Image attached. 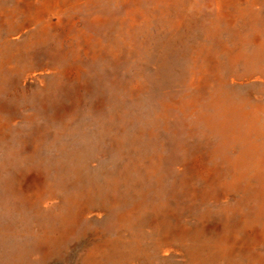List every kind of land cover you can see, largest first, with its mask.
Here are the masks:
<instances>
[{
    "label": "rangeland",
    "instance_id": "374dc122",
    "mask_svg": "<svg viewBox=\"0 0 264 264\" xmlns=\"http://www.w3.org/2000/svg\"><path fill=\"white\" fill-rule=\"evenodd\" d=\"M46 5L0 0V198L25 214L27 263L264 264V130L236 168L213 118L220 91L230 118L264 113V0Z\"/></svg>",
    "mask_w": 264,
    "mask_h": 264
},
{
    "label": "bare ground",
    "instance_id": "6f19581e",
    "mask_svg": "<svg viewBox=\"0 0 264 264\" xmlns=\"http://www.w3.org/2000/svg\"><path fill=\"white\" fill-rule=\"evenodd\" d=\"M104 1H106V0H104ZM44 2H46L47 5L48 4H52V5H57L58 6L60 0H44ZM57 6H55V7L58 8ZM65 10H67V9H65ZM14 18H16V17H14ZM31 26H33V25H31ZM260 47L261 46H259V48ZM168 52H169V54H168ZM175 53H176V43H171V42H168V41H163V42H161V43H159V44H157L155 46V48L153 50V53L151 54V57L153 56L156 59L157 64H158V67L156 68V71L154 72V78L155 79H157V80L162 79L166 73H170V64H169L168 59H169V56L171 54L174 56ZM154 54H155V56H154ZM255 54H259V52H256ZM255 54L254 53L252 54V57L253 58H256ZM219 94H220V98L219 99L217 98V95H216V97H214V104H215L214 105V110H216L215 111L216 114H215V117L213 116V118L215 120V123L216 122H219L220 124H222V130H224V132H223L224 135L223 136L225 137V143H226V145L227 144L230 145L233 141L240 144L241 152H239V154H237V155L234 156V158H236V159H235V161L233 160V162H232L236 168H239V166H241V161H242L239 158V156H241L242 154L243 155L241 157L246 158L244 160V162H246V164H248V159H250V157L253 160H255V159H257V158H259L261 156L262 149L259 148V147H257L256 145H254L251 142L253 140V138H254V137H251V135H253L255 133H257V134L262 133V130H264V117L262 118V116H264V113L261 112L262 113V116H261V114L257 113L256 116L253 117V119L250 120V118L247 117V115L245 113H243L240 108H237V110H236V113L237 114H234L235 116H232L230 118L229 117L230 114H229V111H228V108H229L228 106L230 105V103L232 101L235 100V96H234L233 93H231V91H228V92L226 91L224 93H222L220 91ZM235 101L237 102V100H235ZM237 103H240V102H237ZM246 108H247V106H246ZM263 112H264V110H263ZM203 115H205V113ZM254 122L255 123H258L259 126L261 125L262 128L260 129L259 126L257 128H255V125L253 124ZM250 123L253 124V127L254 128L253 127L252 128H253V130L255 132L252 131V128L251 127L248 130L244 131V129L246 127L245 125L250 126ZM243 147H244V149H243ZM245 153L249 156V158H247V156L245 155ZM237 157H238L239 160L237 159ZM239 174H240V177H241V176L245 175V172L241 171V173L236 174V176H235L234 179H237V177H238ZM32 179L34 180V183H35V181H38L37 178L35 179V176H32ZM2 195L5 196L6 200L8 201V199H9V192H7L6 194H2ZM2 199H3V197L0 198V227L3 226L4 228H10L11 231H14L13 232L14 236L11 237V238H8V241L6 243V245L8 246V251L7 252L0 251V264H28L27 261L25 260V257L30 253V250L32 249V244L30 243V240L28 238L23 237V236H26V235H24L23 234L24 231L20 229L21 224H22V218H23V216L25 214H23V212L20 211V209L16 205L13 204L16 201L14 198H13V202L10 201L9 203L4 202ZM261 203H262V206H263L264 200H262ZM79 227H81V226H79ZM26 239H28L27 240L28 242L25 241ZM33 239L35 240V238H33ZM49 240H53V237H50L49 234H46L44 230H43L42 234H39L38 235V239H36V241L38 243L41 241V242L44 243L43 245H46L43 249H41V252L39 254L40 255V258H43V257L47 256V254L49 252V249H47V245L50 243ZM34 243L36 244L35 241H34ZM166 248H169V247H166ZM62 256H63V254H62ZM174 258H176V257H174Z\"/></svg>",
    "mask_w": 264,
    "mask_h": 264
}]
</instances>
